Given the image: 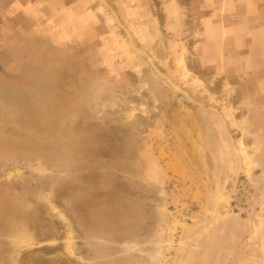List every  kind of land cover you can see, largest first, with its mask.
Returning a JSON list of instances; mask_svg holds the SVG:
<instances>
[{
  "label": "rangeland",
  "instance_id": "obj_1",
  "mask_svg": "<svg viewBox=\"0 0 264 264\" xmlns=\"http://www.w3.org/2000/svg\"><path fill=\"white\" fill-rule=\"evenodd\" d=\"M14 2L0 264H264V0Z\"/></svg>",
  "mask_w": 264,
  "mask_h": 264
},
{
  "label": "crops",
  "instance_id": "obj_2",
  "mask_svg": "<svg viewBox=\"0 0 264 264\" xmlns=\"http://www.w3.org/2000/svg\"><path fill=\"white\" fill-rule=\"evenodd\" d=\"M32 4H30L31 6ZM17 6V7H16ZM29 6V5H28ZM16 7V8H15ZM11 8H15V12L16 13H20L22 14L24 17H26L27 19L29 17H31L32 19L35 18L34 14H28L30 11V8L29 10L27 9V6H24L23 4H21V2H19V0H15V2L11 5ZM22 9V10H21ZM29 12H27V11ZM21 11V12H20ZM40 12H38V15H39Z\"/></svg>",
  "mask_w": 264,
  "mask_h": 264
},
{
  "label": "bare ground",
  "instance_id": "obj_3",
  "mask_svg": "<svg viewBox=\"0 0 264 264\" xmlns=\"http://www.w3.org/2000/svg\"><path fill=\"white\" fill-rule=\"evenodd\" d=\"M136 32H137V31H136ZM178 65H179V68H180V70H181V72H182V76H183V77H186V78H189L191 75L189 74L188 70L186 69V67H185V65H184V63H183L182 58L179 59V61H178Z\"/></svg>",
  "mask_w": 264,
  "mask_h": 264
}]
</instances>
